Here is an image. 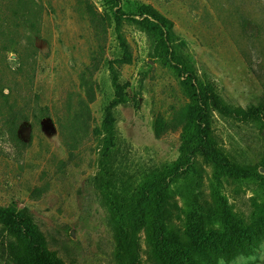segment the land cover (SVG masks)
Returning a JSON list of instances; mask_svg holds the SVG:
<instances>
[{
  "label": "rangeland",
  "instance_id": "1",
  "mask_svg": "<svg viewBox=\"0 0 264 264\" xmlns=\"http://www.w3.org/2000/svg\"><path fill=\"white\" fill-rule=\"evenodd\" d=\"M139 3L172 21L199 77L254 116L214 112L184 128L175 113L191 102L189 72L160 44L166 28L136 22ZM120 6L129 17L117 29ZM118 34L130 57L115 64L126 102L113 110L105 156L93 128L114 98ZM0 87L31 109L18 128L24 145L0 138V204L17 206L52 264H264V0H0ZM81 103L88 125L74 137L62 126ZM176 162L145 200L142 182ZM140 202L147 217L136 228L125 213ZM0 264L16 263L0 250Z\"/></svg>",
  "mask_w": 264,
  "mask_h": 264
},
{
  "label": "trees",
  "instance_id": "2",
  "mask_svg": "<svg viewBox=\"0 0 264 264\" xmlns=\"http://www.w3.org/2000/svg\"><path fill=\"white\" fill-rule=\"evenodd\" d=\"M136 6L139 10V16L143 17L142 20H136V22H139L140 25L145 26L147 29H151L149 26H146L145 23H149L150 18H153L158 22V24L166 28V37L161 38L159 41L160 44L170 46L174 58L178 60L175 65L177 70L180 71L182 68L185 72H189V75L184 80V85L187 87V92L191 97V102L183 106L179 113H175L177 116L175 119L183 121L184 128L198 126L196 121L200 118V115H204L205 119L209 120V117H211V114L214 112H218L219 114L232 119H236L240 115L244 118V120L249 118V116H254L252 110L249 113L245 108L236 106L235 104L227 101L217 88V85L211 82H207V84L201 76L199 77L196 74L194 69L196 66L194 56L188 52L187 43L176 35L173 30V23L171 20L166 18L152 5L139 3ZM123 9V6H120L118 10H114V8L111 10L117 29L121 25V18L129 17L128 14L124 13ZM118 39L120 41V46L123 49V56L108 62V68L112 73L113 78V87L115 90L114 98L105 107L104 117L101 123L93 128L99 140L101 139L100 141L102 142L101 144L105 151V156L114 148L115 145V118L113 110L118 105L126 102V96L122 93L120 87L121 85L117 83L118 75L115 71V64L128 63L130 61V57L126 42L123 41L121 34H118ZM13 51L17 52V49H14ZM181 74H184L183 71ZM86 89L88 94L91 96L92 87L87 85ZM0 97L3 101H1L2 103L0 109V138L3 139L8 137L11 141L24 145L18 137V128L20 123L30 120V106L27 103L19 105L16 99L11 101V98L13 97V90L10 87H8V92H5V89L0 87ZM47 113L46 107L33 109V117L38 120L42 117H46ZM88 116L89 109L86 104L81 103L77 110L70 113V116L67 118V125L64 124L62 128L66 131L68 129V133L75 137L74 134L76 133L74 132H77L79 129H86L88 125ZM175 119L172 118V120H170V126H172ZM165 124L169 125V121H165L163 118L154 121L153 129L157 138H161V127L165 126ZM62 134L63 138L66 139V143L71 145L72 142L67 140L64 132H62ZM181 167H183V165L177 162L171 164L170 166L166 165L163 168L155 167V172L151 175L152 177L144 180L140 186V191H143L142 194L144 199L149 200L151 197H158L165 187L168 177H172L178 171V168L180 169ZM36 192L39 194L40 189H37ZM142 204L143 202H140L137 206L125 213L128 223L136 228L143 226L147 217L145 208ZM20 214L21 213H19L15 204H0V224L3 227L0 233L1 252L7 258L9 255L16 264H52V261L44 253V251H40L38 248V244L35 241L33 233L27 232L29 228H25L21 223H19Z\"/></svg>",
  "mask_w": 264,
  "mask_h": 264
}]
</instances>
